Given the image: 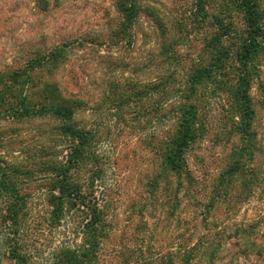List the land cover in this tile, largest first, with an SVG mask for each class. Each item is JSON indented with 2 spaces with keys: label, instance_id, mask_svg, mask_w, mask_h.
<instances>
[{
  "label": "rangeland",
  "instance_id": "rangeland-1",
  "mask_svg": "<svg viewBox=\"0 0 264 264\" xmlns=\"http://www.w3.org/2000/svg\"><path fill=\"white\" fill-rule=\"evenodd\" d=\"M117 1L0 0V74L23 68L57 46L67 49L57 69L37 67L32 75L39 86L59 89L60 99L75 105L77 124L95 134L102 175L96 195L111 225L95 264H182L180 250L197 242L216 249L212 264H264V186L246 199V187L238 184L229 201L209 207L213 185L241 143L232 133L228 98L209 93L203 107L208 128L188 151L195 177L189 191L178 190L175 177L162 172L158 140L169 120L155 118L151 98H134L136 88L162 76L184 81L192 65L207 58L212 28L197 23V1L145 0L148 11L121 35L116 34L122 19ZM259 1L264 9V0ZM235 21L243 25L237 13ZM256 63L255 165L264 176V52ZM59 125L53 117L0 120V155L34 168L25 182L31 197L18 237L28 264H52L58 249L75 238L69 217L60 226L48 224V180L37 169L51 156L66 159ZM0 264L15 260L0 256Z\"/></svg>",
  "mask_w": 264,
  "mask_h": 264
},
{
  "label": "trees",
  "instance_id": "trees-1",
  "mask_svg": "<svg viewBox=\"0 0 264 264\" xmlns=\"http://www.w3.org/2000/svg\"><path fill=\"white\" fill-rule=\"evenodd\" d=\"M144 1H117L122 15L117 35L126 34L140 14L148 11ZM196 1L197 23L212 28L205 45L207 58L192 65L184 81L174 82L173 74L162 76L136 88L134 98L139 102L151 98L155 118L169 120L168 128L158 140L162 172L166 178L175 177L178 190L187 191L195 180L188 151L207 131L203 107L211 98L209 93L221 92L228 98L232 133L241 143L232 153L229 167L213 185L209 207H214L221 201H229L238 184L246 187V199L255 187L264 186V176L255 165L259 141L252 95L258 76L256 61L264 52V9L259 0ZM210 6L214 10H208ZM236 13L241 15L242 26L236 24ZM66 56V47L57 46L33 58L23 68L0 74V120L53 117L60 121L57 128L66 142V159L61 161L51 156L39 162L37 169L48 180L45 197L50 209L48 224L57 227L69 217L75 226L72 230L75 238L58 249L52 264H95L100 247L111 232L107 207L96 195L102 175L93 149L95 134L77 124L75 105L60 99L59 89L50 83L39 86L32 75L37 67L57 69ZM154 136L158 138L155 132ZM2 139L0 130V148ZM33 174L34 168L8 162L0 155V256L13 258L15 264H28L24 245L18 237L31 197L25 192V182ZM215 250L197 242L186 245L179 253L182 264H204V260L212 264Z\"/></svg>",
  "mask_w": 264,
  "mask_h": 264
}]
</instances>
